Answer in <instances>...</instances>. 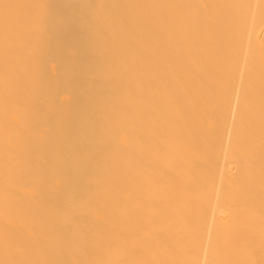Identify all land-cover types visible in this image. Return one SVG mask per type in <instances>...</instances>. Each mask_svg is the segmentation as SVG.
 I'll return each instance as SVG.
<instances>
[{
  "label": "bare ground",
  "instance_id": "1",
  "mask_svg": "<svg viewBox=\"0 0 264 264\" xmlns=\"http://www.w3.org/2000/svg\"><path fill=\"white\" fill-rule=\"evenodd\" d=\"M0 264H264V0H0Z\"/></svg>",
  "mask_w": 264,
  "mask_h": 264
}]
</instances>
